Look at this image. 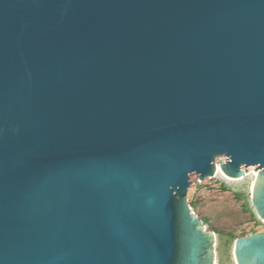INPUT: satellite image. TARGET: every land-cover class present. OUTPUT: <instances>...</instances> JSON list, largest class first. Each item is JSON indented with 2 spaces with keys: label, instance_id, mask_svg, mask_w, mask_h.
<instances>
[{
  "label": "water",
  "instance_id": "obj_1",
  "mask_svg": "<svg viewBox=\"0 0 264 264\" xmlns=\"http://www.w3.org/2000/svg\"><path fill=\"white\" fill-rule=\"evenodd\" d=\"M221 173L264 221V0H0V264H216Z\"/></svg>",
  "mask_w": 264,
  "mask_h": 264
},
{
  "label": "rangeland",
  "instance_id": "obj_2",
  "mask_svg": "<svg viewBox=\"0 0 264 264\" xmlns=\"http://www.w3.org/2000/svg\"><path fill=\"white\" fill-rule=\"evenodd\" d=\"M246 178L248 182L237 186L230 178L221 177L209 189L194 181V214L218 241L216 264H234V240L264 231V221L250 201L252 178Z\"/></svg>",
  "mask_w": 264,
  "mask_h": 264
},
{
  "label": "bare ground",
  "instance_id": "obj_3",
  "mask_svg": "<svg viewBox=\"0 0 264 264\" xmlns=\"http://www.w3.org/2000/svg\"><path fill=\"white\" fill-rule=\"evenodd\" d=\"M245 175H246V176H251V178H252L251 189H252V186H253L254 180H255V178H256V176H257V173H245ZM221 177H223L224 179L229 180L228 177H225L222 173H221ZM230 181H231V180H230Z\"/></svg>",
  "mask_w": 264,
  "mask_h": 264
}]
</instances>
